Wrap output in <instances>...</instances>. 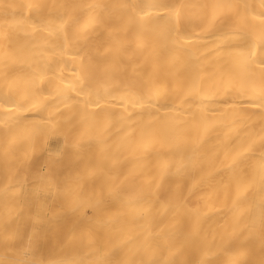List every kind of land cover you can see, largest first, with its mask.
<instances>
[{
  "label": "bare ground",
  "instance_id": "6f19581e",
  "mask_svg": "<svg viewBox=\"0 0 264 264\" xmlns=\"http://www.w3.org/2000/svg\"><path fill=\"white\" fill-rule=\"evenodd\" d=\"M0 264H264V0H0Z\"/></svg>",
  "mask_w": 264,
  "mask_h": 264
}]
</instances>
